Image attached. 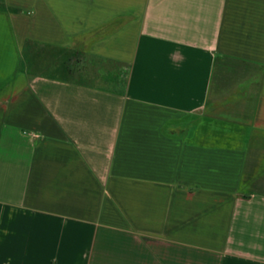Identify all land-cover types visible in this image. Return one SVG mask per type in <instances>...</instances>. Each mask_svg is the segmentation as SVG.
<instances>
[{"label": "crops", "instance_id": "obj_1", "mask_svg": "<svg viewBox=\"0 0 264 264\" xmlns=\"http://www.w3.org/2000/svg\"><path fill=\"white\" fill-rule=\"evenodd\" d=\"M0 264H264V0H0Z\"/></svg>", "mask_w": 264, "mask_h": 264}, {"label": "rangeland", "instance_id": "obj_2", "mask_svg": "<svg viewBox=\"0 0 264 264\" xmlns=\"http://www.w3.org/2000/svg\"><path fill=\"white\" fill-rule=\"evenodd\" d=\"M78 61L79 59L76 61L75 54L70 50L47 48L32 43L27 46L23 68L29 69L34 75L47 73L67 79L88 80L91 78L90 80H92L94 74L91 73L93 71L91 67L84 63L85 60H80L81 64L76 68L75 65ZM73 67L76 68V74L69 72Z\"/></svg>", "mask_w": 264, "mask_h": 264}, {"label": "trees", "instance_id": "obj_3", "mask_svg": "<svg viewBox=\"0 0 264 264\" xmlns=\"http://www.w3.org/2000/svg\"><path fill=\"white\" fill-rule=\"evenodd\" d=\"M30 44H32V42H28L26 45H25V49H24V52L26 53V50H27V46H29ZM24 60H25V57H23V63H24ZM24 65L22 64V67Z\"/></svg>", "mask_w": 264, "mask_h": 264}]
</instances>
